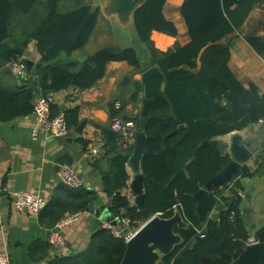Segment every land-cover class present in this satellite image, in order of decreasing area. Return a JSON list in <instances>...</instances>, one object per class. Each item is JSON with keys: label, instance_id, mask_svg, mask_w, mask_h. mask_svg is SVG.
<instances>
[{"label": "trees", "instance_id": "16d2710c", "mask_svg": "<svg viewBox=\"0 0 264 264\" xmlns=\"http://www.w3.org/2000/svg\"><path fill=\"white\" fill-rule=\"evenodd\" d=\"M61 1L0 0L1 61L8 64L22 57L33 41L40 57L31 73L24 77H29L27 86L18 91L0 86V122H10L33 112L35 86L42 95L71 86L87 89L104 76L108 62L126 61L142 71L157 65L165 75V85L163 93L155 98L145 124L147 138L141 160L145 206L150 216L139 212L119 193L127 186L130 150L110 160L108 171L103 173V184L110 192H116L114 208L119 213L129 212L130 230L139 229L153 215L170 218L176 211L181 213L188 226L174 230L183 242L159 264H231L244 251L245 241L249 239L242 213V195L231 189L228 197L222 196L217 201L213 193L211 204L218 210V218L206 219L204 223L197 215L193 195L230 161L228 154L220 152L215 138L264 119V94L253 83L246 87L237 80L228 67L229 46L222 43L224 38L242 28L253 8L264 0H184L180 12L190 41L183 46L177 43L165 52L155 47L151 34L158 31L176 36L177 28L163 13L167 0H147L133 19L142 45L140 51L133 46H108L82 62L50 64L61 53L71 56L85 46L98 21L99 9L83 3L76 9L59 12ZM39 4L44 7V14L39 13L40 16L36 13ZM16 16L27 17L22 20L24 26L20 29L13 23ZM245 38L264 56L261 38L254 35ZM8 39L13 40L14 47L7 45ZM52 110L53 115L59 112L54 106ZM119 114L111 105V117H119ZM63 115L69 129L79 124L78 108L65 110ZM132 120L139 124V117ZM175 130L163 147V139ZM205 140L209 144L194 158L197 147ZM118 147L112 143L105 149L107 153H115L121 149ZM234 177L249 178L251 172L244 165ZM235 186L242 189L240 179ZM219 188L213 186L211 190ZM61 190L62 196L45 207L49 228L65 213L85 212L90 202L97 200L95 192L83 187L64 186ZM254 239L264 242V226ZM126 242L123 236L117 237L103 228L91 236L86 250L55 255L46 264H120ZM43 248H50L48 242Z\"/></svg>", "mask_w": 264, "mask_h": 264}, {"label": "crops", "instance_id": "0c3cea01", "mask_svg": "<svg viewBox=\"0 0 264 264\" xmlns=\"http://www.w3.org/2000/svg\"><path fill=\"white\" fill-rule=\"evenodd\" d=\"M64 1L66 0L60 3ZM75 1L76 7L87 3L93 9H99L97 25L85 46L74 51L71 56L61 53L50 64L82 62L100 50L99 47L106 45L107 42L111 43L109 46L121 48L129 46L130 42L125 38L121 37L122 39L119 40L115 33L111 35V32L109 34L106 32V29L115 30L114 22L103 12L106 0ZM183 2L184 0L166 1L163 13L167 20L175 24L177 35L171 36L153 31L151 39L158 50L165 52L174 48L177 43L183 46L190 41L187 26L180 12ZM98 28L103 31L95 38ZM121 34L125 33L121 32ZM248 35L261 38L264 44V2L253 8L241 29L222 40V43L229 46L228 67L237 80L246 87L253 83L260 93L264 94V56L259 55L247 42L245 37ZM92 41L95 42L93 44L95 52L83 53ZM6 42L11 47L15 46L12 39ZM135 42L138 44L133 38V43ZM141 46L140 44L139 47ZM20 59L33 60V68L35 67L40 59L35 41L27 46L22 57L15 58L11 63H3L0 57V86L5 90L18 91L22 86L28 85L29 77H19L12 69L13 64ZM142 73V70L133 68L126 61H111L106 65L104 76L92 87L81 89L78 99L71 97L74 86L52 92L55 100L53 106L59 111L58 113L63 114L65 110L72 108L79 109V124L85 123L81 133L75 131L78 124L75 128H68V133L61 137L53 138L44 131L34 135L32 129L37 124L34 110L31 114L20 116L10 122H0V253H7L12 264H46L58 255L51 248L47 250L43 248L52 229L49 228L45 208L38 216L22 215L14 209L10 195L14 191L36 192L44 196L47 204L60 198L61 189L64 188L58 176L59 168L64 166L57 165L60 157L67 154L66 159H72V165L69 167L78 173L82 182L80 188L95 192L97 200L108 199L104 192L107 188L103 184V173L108 171L110 160L118 153L132 151V148L127 150L121 148L119 152L107 153L105 146L112 143L117 145V138L111 141L104 131L106 129L117 133L115 117H111L110 107L120 102L119 118L125 120L139 117V124H137L140 127V113L144 100ZM35 87V90L38 89L39 92L36 97L42 95L39 87ZM234 133H238V140L244 142L252 151V157L245 164L251 172V177H233L232 181L225 185L228 188L220 186L217 191L211 190V194L217 193L228 197L231 189L241 193L245 229L251 239L255 238L256 232L264 226V122L261 120L250 124L239 131L219 136L215 140L228 142L230 135ZM94 148H101L104 152L93 155ZM127 173V186L121 188L119 193L133 206L135 195L131 190V181L134 173L129 166V161ZM239 179L242 189L235 186ZM248 191H250V198L247 201L245 195ZM115 194L116 192H111L112 200ZM219 203L222 204V202ZM217 215L209 213L206 219H217ZM88 219L89 213L82 212L77 222L63 229L68 254L82 252L89 246L93 234ZM105 223V221L102 222L103 228Z\"/></svg>", "mask_w": 264, "mask_h": 264}, {"label": "water", "instance_id": "95a60500", "mask_svg": "<svg viewBox=\"0 0 264 264\" xmlns=\"http://www.w3.org/2000/svg\"><path fill=\"white\" fill-rule=\"evenodd\" d=\"M147 0H106L103 12L117 25L118 29L122 28V32L130 33V41L133 38L139 42L134 27V14ZM120 23L118 25V22ZM116 28V27H115ZM128 31V32H127ZM137 45L136 42L133 43ZM26 73H31L34 62L26 59ZM141 82L144 88L143 107L140 113V127L136 133V140L132 148L129 166L133 171V179L131 181V190L135 195V206L138 211L146 216H150L145 206V176L141 167V160L145 151L146 132L145 124L153 108L154 100L163 93L165 85V75L161 69L155 65L141 74ZM36 94L39 93L36 89ZM84 122L80 123L75 131L81 133ZM183 126H180L182 128ZM111 138V141L118 137L115 131L104 130ZM176 133V130L163 139V147H165L169 136ZM239 134L230 135L228 142H218L219 150L222 154L228 152L230 161L215 175L209 178L206 183L194 195L196 201V211L201 223H204L208 214H218V210L211 204V188L213 186H225L229 184L235 174L245 165L252 157V151L242 141H239ZM209 144V141L202 142L194 152L196 158L201 150ZM67 154L60 157L57 165L71 166L72 159H66ZM107 200H93L90 202L87 212L89 213V224L91 233L103 229L102 222H109L112 226L119 227L124 234L129 233L124 220L128 218L129 212L119 213L113 205L112 195L107 189ZM250 191L245 195L248 201ZM188 223L185 222L179 211L170 218H163L159 215L151 216L126 242V250L120 264H159L161 259L172 253L174 248L183 242L181 235L175 232V227L180 229L186 228ZM231 264H264V242H256L247 245L244 251Z\"/></svg>", "mask_w": 264, "mask_h": 264}, {"label": "built area", "instance_id": "2783aa9c", "mask_svg": "<svg viewBox=\"0 0 264 264\" xmlns=\"http://www.w3.org/2000/svg\"><path fill=\"white\" fill-rule=\"evenodd\" d=\"M13 72L19 77H25L26 63L20 59L12 66ZM81 88L74 86L71 97L78 99L81 94ZM54 97L52 93L46 95H38L33 102L34 114L37 118V124L33 127L32 132L37 135L40 131H44L53 138L64 136L68 133V126L65 117L62 113L52 114V106L54 105ZM116 110L121 108V103L116 102L114 105ZM116 123V131L118 134L117 145L125 150L133 148L136 140V133L139 130L138 124L132 119H120L114 118ZM264 122V119L262 120ZM104 152L101 148H94L92 150L93 155H98ZM58 176L61 183L71 189H77L82 186L81 179L78 173L69 166H62L58 170ZM226 191V190H225ZM223 194V193H222ZM241 195V193H239ZM224 195V194H223ZM12 205L16 212L26 216H38L47 204V200L40 193L27 192V191H14L11 192ZM215 198L220 201L222 195L215 193ZM82 212L66 213L56 225L50 229L47 237V242L50 248L59 256L68 255L66 251V240L62 233L63 229L70 224L77 222ZM124 223L128 228L129 220L125 219ZM105 228L111 230V232L117 236H123L128 241L135 233L129 228V233L124 234L121 228L112 226L109 222L105 223ZM201 230H199V233ZM256 243L254 238L245 241L246 245ZM0 264H12L10 257L7 253H0Z\"/></svg>", "mask_w": 264, "mask_h": 264}, {"label": "rangeland", "instance_id": "374dc122", "mask_svg": "<svg viewBox=\"0 0 264 264\" xmlns=\"http://www.w3.org/2000/svg\"><path fill=\"white\" fill-rule=\"evenodd\" d=\"M76 7V1L75 0H66V1H64V2H62V3H60V4H58V11L59 12H67V11H70V10H73V9H76L75 8ZM36 13H37V15L38 16H40L39 15V13L42 15V14H44V7H43V4H39V6H38V8H37V10H36ZM27 19V17L26 16H16L14 19H13V23H17L18 24V29H20L21 27H23L24 26V24H23V21L22 20H26ZM33 19L31 18V21H32ZM117 22H118V20H117ZM120 23L118 22V25H119ZM114 27H116L115 28V30L113 31H111V30H109V29H106V32L109 34L110 32H111V35L113 34V35H115L116 34V36H118V39L120 40V39H122L121 37H123V38H125L126 40H128L129 42H130V44H129V46L131 45V46H133L137 51L139 50H141V48L139 47V45H140V41L138 42V44L137 45H134L133 43H131V41H130V33H126V34H121V32H122V30L121 29H118V27H117V25H114ZM102 31H103V29H97L96 30V32H95V38H97L101 33H102ZM128 32V31H127ZM115 33V34H114ZM94 38V39H95ZM94 41V40H93ZM91 42V44L88 46V47H86V49L84 50V52L83 53H87V52H90L91 54L93 53V52H95L94 51V47H93V44L95 43V42ZM103 43H105V42H103ZM102 43V44H103ZM111 43L110 42H107L106 43V45H103L102 47H99V48H105V47H108L109 45H110ZM140 48V49H139ZM138 229H134V230H131V231H133V232H136Z\"/></svg>", "mask_w": 264, "mask_h": 264}]
</instances>
